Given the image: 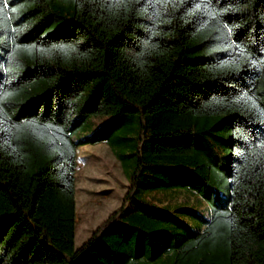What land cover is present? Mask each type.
Returning a JSON list of instances; mask_svg holds the SVG:
<instances>
[{
	"label": "trees",
	"instance_id": "1",
	"mask_svg": "<svg viewBox=\"0 0 264 264\" xmlns=\"http://www.w3.org/2000/svg\"><path fill=\"white\" fill-rule=\"evenodd\" d=\"M90 113L113 116L78 135ZM100 140L129 186L75 246L78 147ZM175 186L205 210L135 195ZM81 254L264 264V0H0V264Z\"/></svg>",
	"mask_w": 264,
	"mask_h": 264
},
{
	"label": "rangeland",
	"instance_id": "2",
	"mask_svg": "<svg viewBox=\"0 0 264 264\" xmlns=\"http://www.w3.org/2000/svg\"><path fill=\"white\" fill-rule=\"evenodd\" d=\"M113 115L108 113H90L85 117L84 129L77 134L91 133L98 128H105L106 121ZM76 208L77 223L74 233V244L79 246L113 209L117 208L123 195L129 186V182L122 171L119 158L115 156L107 142L100 140L93 143H84L78 147L76 157ZM90 189L98 193H90V198L84 202V189ZM145 195L148 199L153 195L159 196L162 203L173 205L195 206L201 211L205 210L206 203L194 192L184 188L174 187L158 190L155 193L136 192L135 195ZM95 197V198H94ZM93 198V199H92ZM151 200V199H150ZM148 201V200H147ZM156 203L158 200L152 199ZM78 206V207H77ZM132 204L126 205V210H130ZM86 209L85 215L80 211ZM96 251L95 248H89L88 252ZM77 264H87L83 259V254L76 260Z\"/></svg>",
	"mask_w": 264,
	"mask_h": 264
},
{
	"label": "crops",
	"instance_id": "3",
	"mask_svg": "<svg viewBox=\"0 0 264 264\" xmlns=\"http://www.w3.org/2000/svg\"><path fill=\"white\" fill-rule=\"evenodd\" d=\"M76 188H77V186H76ZM85 191H86V194L84 195V202L86 201L87 202V200H89V198H90V193H98V192H96V191H93V190H90V189H84ZM95 198V197H94ZM93 199V198H92ZM162 203V202H161ZM128 204V203H127ZM78 207V206H77ZM85 211H86V209L84 210V209H82L80 212L82 213V214H84L85 215ZM110 213V212H109ZM77 214H78V211H77V208H76V218H77ZM76 223H77V220H76Z\"/></svg>",
	"mask_w": 264,
	"mask_h": 264
}]
</instances>
